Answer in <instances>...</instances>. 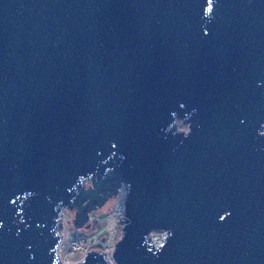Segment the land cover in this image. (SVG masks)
<instances>
[{
    "label": "water",
    "instance_id": "water-1",
    "mask_svg": "<svg viewBox=\"0 0 264 264\" xmlns=\"http://www.w3.org/2000/svg\"><path fill=\"white\" fill-rule=\"evenodd\" d=\"M120 187L73 264H264V0H0V264Z\"/></svg>",
    "mask_w": 264,
    "mask_h": 264
},
{
    "label": "rangeland",
    "instance_id": "rangeland-1",
    "mask_svg": "<svg viewBox=\"0 0 264 264\" xmlns=\"http://www.w3.org/2000/svg\"><path fill=\"white\" fill-rule=\"evenodd\" d=\"M179 128L185 129L186 126L180 123ZM123 208V194L108 199L102 207L90 213L89 228H75L73 226L75 211L66 209L62 217L63 230L68 237L70 235H79L86 242L84 247L88 251L93 249L103 250L110 254L121 234ZM163 235L164 233L162 232H154L153 238L161 239ZM66 245L63 246L64 250Z\"/></svg>",
    "mask_w": 264,
    "mask_h": 264
},
{
    "label": "built area",
    "instance_id": "built-area-1",
    "mask_svg": "<svg viewBox=\"0 0 264 264\" xmlns=\"http://www.w3.org/2000/svg\"><path fill=\"white\" fill-rule=\"evenodd\" d=\"M121 194L124 195V189L122 187L119 188L117 195H121ZM122 217L124 219V208L122 212ZM61 234H62V240L58 248V255H59L60 261L63 263H68V264H73V263L80 261L85 256V254L88 252V250L85 249L84 247L86 242L79 235H72V236L70 235V237H68L63 229L61 231ZM151 238H152V241L155 244H157L161 241L163 237L161 239L159 238L155 239L153 238V233H152ZM65 244L67 245L64 250L63 246Z\"/></svg>",
    "mask_w": 264,
    "mask_h": 264
}]
</instances>
